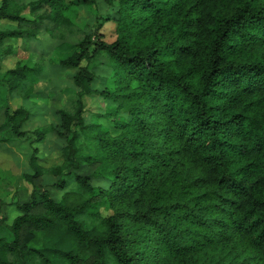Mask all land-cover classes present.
<instances>
[{
	"label": "trees",
	"instance_id": "obj_1",
	"mask_svg": "<svg viewBox=\"0 0 264 264\" xmlns=\"http://www.w3.org/2000/svg\"><path fill=\"white\" fill-rule=\"evenodd\" d=\"M77 2L96 0H0V69L9 40L78 38L58 61L76 69L75 97L59 127L32 132L34 144L65 139L63 160L44 167L33 147V190L14 202L0 264H264V0H105L91 30L68 13ZM104 55L112 72L97 89ZM43 73L19 61L0 74L2 144L31 116L8 99L34 97ZM89 96L107 102L93 119Z\"/></svg>",
	"mask_w": 264,
	"mask_h": 264
},
{
	"label": "rangeland",
	"instance_id": "obj_2",
	"mask_svg": "<svg viewBox=\"0 0 264 264\" xmlns=\"http://www.w3.org/2000/svg\"><path fill=\"white\" fill-rule=\"evenodd\" d=\"M112 9L105 0H96L92 6L78 2L72 4L68 13L79 27L91 30L95 28L98 19L106 16ZM0 26L3 24L0 23ZM101 32L105 41L113 42L116 39V24L112 21L107 22ZM37 37L36 40H29L25 37L7 41L16 51L3 57L0 69L2 75L7 70L14 68L19 61H27L35 66L44 67L43 76L36 85L38 94L24 101L19 92H15L8 99L12 111L23 106L31 111V116L23 127L28 131L25 136L3 144L0 142V234L6 237L10 236L7 226L11 225L14 218L20 214L15 208L14 202L17 200L27 201L33 190V185L25 178V173H32L29 161L33 147H39V164L44 167L57 166L63 160L62 147L66 144L65 139L60 138L56 132H52L47 135L45 141L34 144L35 136L32 132L36 128L48 124L59 127L61 123L59 109L65 107L68 101L75 97L71 88L75 87L73 75L76 69L62 68L58 65V61L61 56L66 55L72 45L77 43L78 38L67 34L63 39H55L46 32L39 33ZM93 71L96 74L93 87L105 88L112 72L105 55L95 61ZM2 91L8 93L6 85L3 86ZM85 102L84 115L86 119L95 118L97 113H104L107 108V102L101 96L86 97ZM3 121L4 113L3 110H0V125ZM43 181L49 184L48 189L53 197L59 199L62 192L51 185L54 178L46 176L43 177ZM94 183L106 185L105 182L98 180H95Z\"/></svg>",
	"mask_w": 264,
	"mask_h": 264
}]
</instances>
